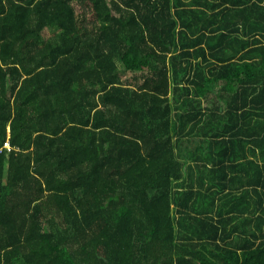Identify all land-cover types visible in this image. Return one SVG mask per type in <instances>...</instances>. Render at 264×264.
Masks as SVG:
<instances>
[{"label":"trees","instance_id":"trees-1","mask_svg":"<svg viewBox=\"0 0 264 264\" xmlns=\"http://www.w3.org/2000/svg\"><path fill=\"white\" fill-rule=\"evenodd\" d=\"M208 2L0 0V264H264V0Z\"/></svg>","mask_w":264,"mask_h":264},{"label":"crops","instance_id":"crops-1","mask_svg":"<svg viewBox=\"0 0 264 264\" xmlns=\"http://www.w3.org/2000/svg\"><path fill=\"white\" fill-rule=\"evenodd\" d=\"M209 2L207 3V5H205V7L207 8H203L206 12H207V14L208 15H211V14H213V13H215L216 12V10H217V4H219V7L218 8H220V9H222V8H224L223 7V5H221V0H208ZM212 3H216L214 6L216 7L215 9H213V10H211L210 8H209V6L212 4ZM228 6H230L229 4H227ZM183 6V5H182ZM203 6V5H202ZM202 6H194V5H192L191 6V8H195V7H202ZM220 17H222V15L220 14ZM220 17H219V19L218 20H216L215 19V17H211L210 19H208V20H205V22L202 24V23H200L199 22V25H200V27L201 28H199V29H202V31H206V32H211V31H214L215 33H220V32H226V31H228V29L229 30H231V29H233L232 28V24L231 23H224V25H222V23L220 22ZM213 19V20H212ZM222 26H224V27H222ZM193 29V28H192ZM244 40H239V39H237V40H235L234 42H231L229 39H227V38H224L223 39V43H224V45L225 46H227V47H232V48H234L235 49V51H236V56L237 57H240V55L248 48V47H246V48H244V49H241V47H242V45H243V43H242V41H244L245 43H246V40H247V38H243ZM205 42V41H204ZM201 45L202 46H204L205 48H207V45L206 44H204V43H201ZM239 49H240V51H239ZM239 51V52H238ZM236 59V58H235ZM214 61H217V62H222V60L221 59H214ZM203 107L205 108V109H207L206 108V101L205 100H203ZM250 191H251V189H250Z\"/></svg>","mask_w":264,"mask_h":264}]
</instances>
